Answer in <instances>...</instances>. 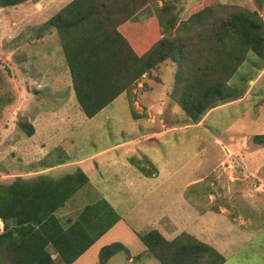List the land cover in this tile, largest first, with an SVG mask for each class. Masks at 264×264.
<instances>
[{
	"label": "rangeland",
	"instance_id": "rangeland-1",
	"mask_svg": "<svg viewBox=\"0 0 264 264\" xmlns=\"http://www.w3.org/2000/svg\"><path fill=\"white\" fill-rule=\"evenodd\" d=\"M70 1L28 0L0 8V180L60 177L78 169L89 176L58 211L63 222L68 225L102 197L121 219L73 264H161L139 237L152 229L168 240L190 233L224 255V264H264V145L253 139L264 135V59L248 52L230 80L237 91H247L211 109L201 124L185 126L190 118L178 102L171 62L160 63L87 117L73 91L59 32L31 30L45 27ZM257 2L152 0L148 7L159 20L160 8L169 6L177 26L202 5H209L213 17L248 9L264 21V0ZM155 31L156 42L183 33L160 31L158 21ZM191 32L197 28L182 35ZM195 34L189 52L205 64L208 52ZM34 69L46 74L32 76ZM163 123L172 129L162 136ZM126 141L128 146L120 145ZM115 242L126 251L102 263V247Z\"/></svg>",
	"mask_w": 264,
	"mask_h": 264
},
{
	"label": "trees",
	"instance_id": "trees-1",
	"mask_svg": "<svg viewBox=\"0 0 264 264\" xmlns=\"http://www.w3.org/2000/svg\"><path fill=\"white\" fill-rule=\"evenodd\" d=\"M27 1L0 0V8ZM151 1L71 0L47 21L45 27L60 34L73 91L84 114L95 116L163 62L175 67L176 96L190 118L187 124L199 123L211 109L243 97L247 89L237 91L230 80L249 51L264 59V21L258 12L241 9L213 17L211 11L208 14L209 5H202L176 26L177 15L171 14L170 7H161L157 20L148 7ZM157 21L160 31L181 28L187 33L188 27H196V34L191 33L200 39L201 49L207 50V63L191 56L188 45H195L191 35L187 38L182 33L156 42ZM33 132L31 126L30 135ZM253 139L264 145V135ZM89 182L81 169L60 177L46 173L0 180L4 222L0 264H73L119 222L121 215L103 197L86 204L68 225L63 222L58 211ZM139 237L161 264L225 263L213 245L187 232L168 240L152 229ZM123 251L126 247L115 242L103 246L99 257L104 263Z\"/></svg>",
	"mask_w": 264,
	"mask_h": 264
},
{
	"label": "crops",
	"instance_id": "crops-1",
	"mask_svg": "<svg viewBox=\"0 0 264 264\" xmlns=\"http://www.w3.org/2000/svg\"><path fill=\"white\" fill-rule=\"evenodd\" d=\"M69 3V2H68ZM23 4V3H22ZM55 15V14H54ZM43 16V15H42ZM36 17V16H35ZM34 18V17H33ZM36 18H38V16L36 17ZM42 18H45V17H42ZM50 19V18H49ZM48 19V20H49ZM48 20H46L45 22H47ZM34 29H36V30H39V29H46V31L44 32V33H46V32H49V31H52L54 28L53 27H50V28H46V27H42V28H40V27H37V26H35L34 28H31V30H34ZM56 30V29H55ZM30 31V30H29ZM42 34L43 33H41V32H39V34H38V36L37 37H41L42 36ZM40 74H42V76L44 77V75L46 74L45 73V70L42 72V71H40L39 69H34L33 70V74H32V76H34V75H40ZM71 76V75H70ZM28 79L30 78V76H28L27 77ZM71 80H72V78H71ZM41 82V81H40ZM38 83H39V81H38ZM75 94V93H74ZM234 102V101H233ZM229 103H231V102H229ZM228 104V103H227ZM82 111V110H81ZM83 112V111H82ZM84 113V112H83ZM206 116V115H205ZM205 116H204V118H205ZM38 117H40L39 115H38ZM61 118V117H60ZM204 118H203V120L201 121V122H199V123H195V124H201V123H203L204 122ZM45 119V118H44ZM187 125H189V124H187V122H186V125L185 126H187ZM163 127H164V131H162L163 133H161V134H159V135H164L168 130H170V129H172V127H169L168 125H166L165 123H163ZM36 132H37V127H36ZM34 136H36V134H34ZM155 137H158V134L156 135L155 134ZM142 139H145V137L144 138H142ZM129 143L130 142H128V141H126V142H124V143H122V144H120V145H122V146H128L129 145ZM228 151H230V149H228ZM126 152L129 154V153H131V151H130V148H127L126 149ZM143 169V168H142ZM236 178V179H235ZM234 181H236L237 180V177H234Z\"/></svg>",
	"mask_w": 264,
	"mask_h": 264
}]
</instances>
